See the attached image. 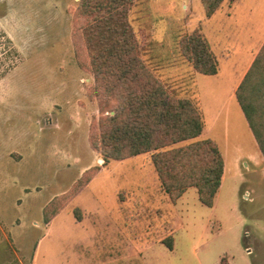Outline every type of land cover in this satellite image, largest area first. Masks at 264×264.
I'll use <instances>...</instances> for the list:
<instances>
[{"label":"rangeland","instance_id":"obj_1","mask_svg":"<svg viewBox=\"0 0 264 264\" xmlns=\"http://www.w3.org/2000/svg\"><path fill=\"white\" fill-rule=\"evenodd\" d=\"M81 1L0 0V29L18 51L0 78V264H216L220 256L264 264V160L236 88L226 92L239 54L225 59L209 43L217 17L203 28L200 0H133L127 12L144 65L196 106L198 138L221 152L224 175L208 207L195 187L170 198L152 151L104 162L92 147L115 101L96 91ZM194 31L215 55L217 76L183 55Z\"/></svg>","mask_w":264,"mask_h":264},{"label":"trees","instance_id":"obj_2","mask_svg":"<svg viewBox=\"0 0 264 264\" xmlns=\"http://www.w3.org/2000/svg\"><path fill=\"white\" fill-rule=\"evenodd\" d=\"M132 1L82 0L77 8L96 91L115 101L113 113L102 120L98 141L91 145L100 150L104 162L152 151L151 162L170 198L195 187L198 200L211 207L221 185V152L213 140L198 138L203 124L196 106L171 95L144 65L127 20ZM200 1L209 17L222 0ZM181 50L196 72L217 73V59L201 33L185 35ZM17 56L0 29V78ZM234 99L264 160V41L237 85ZM164 245L172 249L169 241ZM218 264L229 263L220 256Z\"/></svg>","mask_w":264,"mask_h":264},{"label":"crops","instance_id":"obj_3","mask_svg":"<svg viewBox=\"0 0 264 264\" xmlns=\"http://www.w3.org/2000/svg\"><path fill=\"white\" fill-rule=\"evenodd\" d=\"M211 16L217 17L218 20V25L210 33V35H213L210 36L211 42L209 43L211 47L214 49L217 46L221 51L226 52L225 59L231 58V54H239L234 58L233 67L237 70L242 69L239 73L234 72L235 79L229 83L226 89L228 98H230V94L236 88L243 70L250 65L254 54L264 41V0H233L231 4H226L224 1ZM209 17H205L203 28L206 26ZM240 57L242 67L235 64L240 61ZM218 74L219 70L214 75L206 76H217ZM218 261L216 264H218ZM227 261L229 264H233L228 258Z\"/></svg>","mask_w":264,"mask_h":264},{"label":"built area","instance_id":"obj_4","mask_svg":"<svg viewBox=\"0 0 264 264\" xmlns=\"http://www.w3.org/2000/svg\"><path fill=\"white\" fill-rule=\"evenodd\" d=\"M244 194H245V197H248V193L247 192H244Z\"/></svg>","mask_w":264,"mask_h":264}]
</instances>
